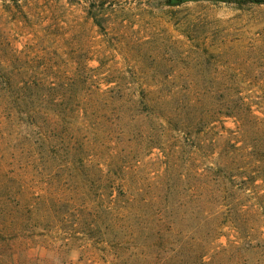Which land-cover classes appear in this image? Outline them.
I'll return each mask as SVG.
<instances>
[{
	"label": "rangeland",
	"instance_id": "374dc122",
	"mask_svg": "<svg viewBox=\"0 0 264 264\" xmlns=\"http://www.w3.org/2000/svg\"><path fill=\"white\" fill-rule=\"evenodd\" d=\"M170 1L0 0V264H264V4Z\"/></svg>",
	"mask_w": 264,
	"mask_h": 264
},
{
	"label": "trees",
	"instance_id": "16d2710c",
	"mask_svg": "<svg viewBox=\"0 0 264 264\" xmlns=\"http://www.w3.org/2000/svg\"><path fill=\"white\" fill-rule=\"evenodd\" d=\"M186 0H171L170 2H173L174 4H180L182 2H184ZM229 1H233V2H237V3H254V4H264V0H229ZM10 81H8V79L6 80V84L8 86L7 91H10V86L9 84ZM11 85V83H10ZM25 116H28V121L31 123V125H33L34 127H37L39 130V134H40V142L37 143L36 145H32L33 149L35 150V152H39V151H43L45 149L42 139L45 137V132H44V128L42 125H39L36 121H34V117L38 114V112H32V113H24Z\"/></svg>",
	"mask_w": 264,
	"mask_h": 264
}]
</instances>
